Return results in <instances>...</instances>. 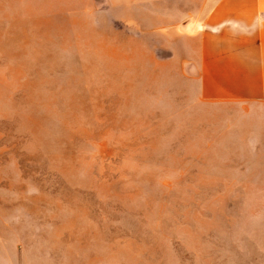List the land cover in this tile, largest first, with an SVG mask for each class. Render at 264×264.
Instances as JSON below:
<instances>
[{"label": "rangeland", "instance_id": "obj_1", "mask_svg": "<svg viewBox=\"0 0 264 264\" xmlns=\"http://www.w3.org/2000/svg\"><path fill=\"white\" fill-rule=\"evenodd\" d=\"M182 11L0 0V264H264V102Z\"/></svg>", "mask_w": 264, "mask_h": 264}, {"label": "crops", "instance_id": "obj_2", "mask_svg": "<svg viewBox=\"0 0 264 264\" xmlns=\"http://www.w3.org/2000/svg\"><path fill=\"white\" fill-rule=\"evenodd\" d=\"M182 13L211 92L264 102V0H183Z\"/></svg>", "mask_w": 264, "mask_h": 264}]
</instances>
